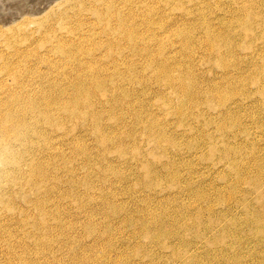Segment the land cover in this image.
I'll return each instance as SVG.
<instances>
[{
	"label": "rangeland",
	"instance_id": "obj_1",
	"mask_svg": "<svg viewBox=\"0 0 264 264\" xmlns=\"http://www.w3.org/2000/svg\"><path fill=\"white\" fill-rule=\"evenodd\" d=\"M48 1L28 0L19 14L0 17L2 55L41 36L46 27L36 19L53 24L80 9ZM0 2L1 10L10 9ZM25 13L35 20L15 24ZM245 52L226 58L227 68L208 58L190 66L188 74L200 82L194 93L211 98L191 109L180 106L172 87L141 79L127 82L125 102L90 96L81 101L84 110L59 94L67 85L63 75L50 82L53 88L43 84L56 90L34 95L50 118L28 109L22 135L0 132V264H264V223L250 211L251 204L264 209L261 187L250 194L264 162L249 158L253 145L246 146L253 142L264 152V57L261 50ZM236 66L245 72L236 74ZM226 77L236 80L238 93L226 87L213 93V84L225 86ZM250 93L254 103L245 99ZM56 96L61 101L52 103ZM240 101L251 107L241 110ZM230 109L235 116L224 119ZM219 133L232 141L233 161L207 155L225 150ZM8 156L11 169L1 160Z\"/></svg>",
	"mask_w": 264,
	"mask_h": 264
},
{
	"label": "bare ground",
	"instance_id": "obj_2",
	"mask_svg": "<svg viewBox=\"0 0 264 264\" xmlns=\"http://www.w3.org/2000/svg\"><path fill=\"white\" fill-rule=\"evenodd\" d=\"M0 1L9 2L7 7H10L0 8V17L10 13L9 17L12 18L14 13L22 11L28 0ZM64 3L77 5L80 9L78 12L66 11L65 17L61 13L62 17L53 24L36 19L39 27H46L39 38L29 36L23 48L13 45V52L9 55L0 52V75L6 76H0V132L15 130L16 137L22 135L28 128V109L39 111L44 118H50L47 105L42 106L34 95L55 93L56 90H47L41 86H47V82L50 84L58 78L63 79L62 75L67 85H60L59 94L73 98L70 107L74 109L84 110L86 107L81 101L90 96L102 95L123 103L130 96L125 92V86L128 81L133 82L135 79L172 87L181 97L180 106L191 109L206 105V101L211 99L194 93L200 82L191 78L188 71L195 62L208 58L210 62L227 68L225 59H239L238 52L247 51L245 53L250 54L261 50L264 57V0H114L113 3L106 0H64ZM88 4L94 5L92 10ZM0 5L3 6V3L0 2ZM6 11H9L7 15ZM87 12L93 13L95 18L85 16ZM32 14L25 13L21 20L14 23L22 26L29 19L35 20ZM63 22L66 26L58 29V25ZM128 51L132 55H127ZM128 56L132 57L127 60ZM134 57H138L142 63L135 64ZM242 58L247 59L245 56ZM42 64H46L47 68H42ZM237 66L236 74L239 70L245 72L244 68ZM262 70L259 82L264 85V65ZM28 73L30 76L26 78ZM225 82V86L214 83L213 93L223 87L230 93H238L234 78L226 77ZM34 83L38 86L33 87ZM50 87L55 86L50 84ZM208 87L211 86L208 84ZM217 95L221 96L218 92ZM254 95L250 93L245 99L250 98L249 101L254 103ZM219 96L222 100L223 97ZM60 101L56 96L52 103ZM244 102L236 104L241 110L249 109L250 104ZM190 103L189 106L185 105ZM232 111L230 109L223 118L235 116L236 111ZM219 134L225 150L218 148L220 153L215 147L207 155L219 158V163L228 158L233 161L237 153L232 141L228 139L229 144L225 136L221 135L223 133ZM210 139L216 138L210 136ZM249 145H253L249 158L258 160L257 163L264 162V152H259L253 142L246 144ZM1 152L4 156L8 155L5 149ZM244 155L241 153L240 156ZM10 158H1L6 169L8 163L12 165ZM14 172L20 175V169L15 166ZM258 181V185L251 186L250 189L254 191L250 194L260 189L257 186L261 187L259 200L264 202V174L260 175ZM252 205L250 211L259 212L254 221L264 223V209L259 204Z\"/></svg>",
	"mask_w": 264,
	"mask_h": 264
}]
</instances>
